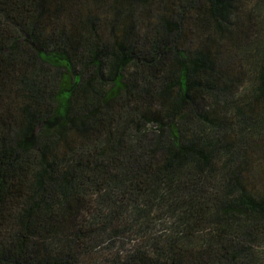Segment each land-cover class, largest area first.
Here are the masks:
<instances>
[{"label":"trees","instance_id":"16d2710c","mask_svg":"<svg viewBox=\"0 0 264 264\" xmlns=\"http://www.w3.org/2000/svg\"><path fill=\"white\" fill-rule=\"evenodd\" d=\"M0 264H264V0H0Z\"/></svg>","mask_w":264,"mask_h":264}]
</instances>
